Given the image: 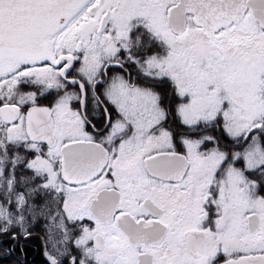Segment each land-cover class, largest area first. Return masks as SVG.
I'll list each match as a JSON object with an SVG mask.
<instances>
[{"label":"snow or ice","instance_id":"1","mask_svg":"<svg viewBox=\"0 0 264 264\" xmlns=\"http://www.w3.org/2000/svg\"><path fill=\"white\" fill-rule=\"evenodd\" d=\"M0 264H264V0H0Z\"/></svg>","mask_w":264,"mask_h":264},{"label":"trees","instance_id":"2","mask_svg":"<svg viewBox=\"0 0 264 264\" xmlns=\"http://www.w3.org/2000/svg\"><path fill=\"white\" fill-rule=\"evenodd\" d=\"M28 258L31 260V259H33L32 257H30V256H35L36 257V255H37V250H35L34 248H31L30 250H29V253H28Z\"/></svg>","mask_w":264,"mask_h":264},{"label":"flooded vegetation","instance_id":"3","mask_svg":"<svg viewBox=\"0 0 264 264\" xmlns=\"http://www.w3.org/2000/svg\"><path fill=\"white\" fill-rule=\"evenodd\" d=\"M32 248H34V249L36 250V246H35V244L33 245ZM28 256H29V255H28ZM30 257L34 258L35 256L33 255V256H30Z\"/></svg>","mask_w":264,"mask_h":264}]
</instances>
